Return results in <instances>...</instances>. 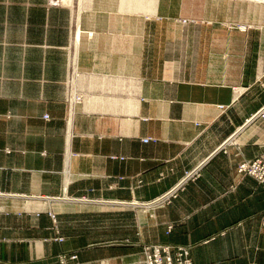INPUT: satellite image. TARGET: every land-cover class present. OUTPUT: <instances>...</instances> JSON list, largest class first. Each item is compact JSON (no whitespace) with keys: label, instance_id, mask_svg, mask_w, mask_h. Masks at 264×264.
Here are the masks:
<instances>
[{"label":"crops","instance_id":"1","mask_svg":"<svg viewBox=\"0 0 264 264\" xmlns=\"http://www.w3.org/2000/svg\"><path fill=\"white\" fill-rule=\"evenodd\" d=\"M131 1L0 2V264H264V3Z\"/></svg>","mask_w":264,"mask_h":264},{"label":"rangeland","instance_id":"2","mask_svg":"<svg viewBox=\"0 0 264 264\" xmlns=\"http://www.w3.org/2000/svg\"><path fill=\"white\" fill-rule=\"evenodd\" d=\"M3 0H0L2 2ZM88 0H48V5L51 7H65L74 10L73 19H76V8L78 5L87 4ZM247 16L248 13H243ZM244 17V16H243ZM246 18V17H244ZM263 155L258 158L263 157ZM256 158V159H258ZM254 159V160H256ZM252 160V161H254ZM244 162V163H250ZM167 199V200H166ZM158 199L154 203L157 206H163L164 202L168 201L167 198ZM172 226H168L167 233L170 232ZM62 241V239H58ZM141 243V253L143 256V264H154L160 262L162 264H194L191 256V247L185 245H168L164 243H152L151 240H146ZM78 256L76 253H63L58 255V264H77Z\"/></svg>","mask_w":264,"mask_h":264},{"label":"built area","instance_id":"3","mask_svg":"<svg viewBox=\"0 0 264 264\" xmlns=\"http://www.w3.org/2000/svg\"><path fill=\"white\" fill-rule=\"evenodd\" d=\"M72 102H80V97H74ZM260 116L264 117V109H262ZM238 172L253 177L260 185L264 186V156L250 163H241ZM154 264L162 263L155 262Z\"/></svg>","mask_w":264,"mask_h":264},{"label":"bare ground","instance_id":"4","mask_svg":"<svg viewBox=\"0 0 264 264\" xmlns=\"http://www.w3.org/2000/svg\"><path fill=\"white\" fill-rule=\"evenodd\" d=\"M127 1V0H126ZM129 1V0H128ZM136 1V0H135ZM248 1H253V2H255V3H264V0H248ZM124 2V1H123ZM132 2V1H131ZM133 2H134V0H133ZM132 2V3H133ZM129 3V2H128ZM134 4V3H133ZM124 5H126V4H124ZM132 5V4H131ZM79 6V5H78ZM129 6H130V4H129ZM133 6V5H132ZM136 6V5H135ZM144 6V5H143ZM131 7V6H130ZM128 8V7H127ZM138 8V7H137ZM148 8V7H147ZM131 9V8H130ZM144 9V8H143ZM137 10V9H136ZM139 11V10H138ZM146 11H147V9H146ZM243 29V28H242Z\"/></svg>","mask_w":264,"mask_h":264}]
</instances>
